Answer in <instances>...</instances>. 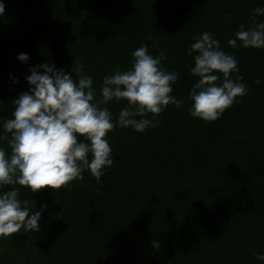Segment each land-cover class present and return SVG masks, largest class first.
I'll use <instances>...</instances> for the list:
<instances>
[{
    "label": "trees",
    "instance_id": "16d2710c",
    "mask_svg": "<svg viewBox=\"0 0 264 264\" xmlns=\"http://www.w3.org/2000/svg\"><path fill=\"white\" fill-rule=\"evenodd\" d=\"M3 3L10 18H0V117L12 118L13 99L30 90L31 66L54 64L74 77L79 61L100 99L103 77L129 70L132 52L145 44L179 73L171 95L183 104H169L155 116L158 126L142 133L110 131L114 165L99 183L85 170L83 180L56 190L16 185L22 200L46 208L38 232L0 238V264H262L255 254L264 252V48L239 41L232 48L228 40L241 24L264 21L254 12L264 0ZM205 31L235 56L232 78L243 76L248 87L212 122L189 115L198 77L187 50ZM20 53L29 60L19 61ZM126 106L123 99L101 105L113 122ZM0 146L10 153L7 141Z\"/></svg>",
    "mask_w": 264,
    "mask_h": 264
},
{
    "label": "clouds",
    "instance_id": "9594fccd",
    "mask_svg": "<svg viewBox=\"0 0 264 264\" xmlns=\"http://www.w3.org/2000/svg\"><path fill=\"white\" fill-rule=\"evenodd\" d=\"M254 12L264 15V8L257 7ZM4 14L5 4L0 0V18ZM234 36L228 40L232 48L241 46L238 41L245 48H264V21L247 29L241 24ZM193 40L187 50L189 56L195 53L194 66L189 70L198 80L188 93L189 115L212 122L234 103H240L237 98L246 95L248 87L241 82L243 76L233 80L232 74L239 72L238 61L225 53L212 33L205 31ZM131 55L134 60L129 70H116L103 77L100 99L96 98L92 76L82 74L84 66L79 61L72 69L74 77L54 64L30 67V75L25 77L30 90L13 99L12 118L0 117V142L7 141L11 150L9 153L0 146V238L40 230L38 222L46 205L37 211L35 201L20 198L16 185L31 192L45 187L56 190L73 180H83L85 170L99 183L105 170L114 165L106 138L110 131L119 126L142 133L158 126L155 116L169 104L181 107L183 101L171 95L179 73L162 67L164 53L154 57L145 44ZM17 59L27 62L29 56L20 53ZM122 99L127 106L113 122L112 112L101 105ZM149 113L152 119L147 118ZM158 246L153 241V247ZM255 256L264 264V252Z\"/></svg>",
    "mask_w": 264,
    "mask_h": 264
},
{
    "label": "rangeland",
    "instance_id": "374dc122",
    "mask_svg": "<svg viewBox=\"0 0 264 264\" xmlns=\"http://www.w3.org/2000/svg\"><path fill=\"white\" fill-rule=\"evenodd\" d=\"M10 18V15L9 14H7V13H5V21H8V19Z\"/></svg>",
    "mask_w": 264,
    "mask_h": 264
}]
</instances>
